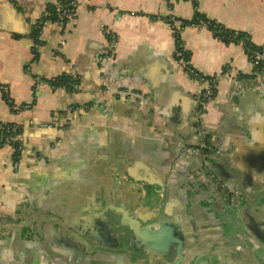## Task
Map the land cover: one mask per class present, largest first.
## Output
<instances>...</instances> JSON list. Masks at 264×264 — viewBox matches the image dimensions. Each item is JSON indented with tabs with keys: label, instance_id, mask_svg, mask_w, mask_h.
<instances>
[{
	"label": "crops",
	"instance_id": "0c3cea01",
	"mask_svg": "<svg viewBox=\"0 0 264 264\" xmlns=\"http://www.w3.org/2000/svg\"><path fill=\"white\" fill-rule=\"evenodd\" d=\"M75 1L38 45L58 0H0V85L17 108L0 94V123L22 127L18 156L0 147V264H175L176 235L182 264H264V73L205 27L179 34L188 66L215 82L201 129L223 151L211 165L242 193L238 212L218 208L223 193L180 155L210 83L189 76L167 23L190 20L194 2L264 49V0ZM62 76L73 90L45 82ZM157 224L170 253L120 246V232Z\"/></svg>",
	"mask_w": 264,
	"mask_h": 264
},
{
	"label": "trees",
	"instance_id": "16d2710c",
	"mask_svg": "<svg viewBox=\"0 0 264 264\" xmlns=\"http://www.w3.org/2000/svg\"><path fill=\"white\" fill-rule=\"evenodd\" d=\"M69 1L70 0H58V4H60V6H58V4L47 6L46 11H45V16L43 17V19L38 24H36V26L33 29L32 35H31L33 41L36 44L39 45L38 39H39L40 32H41L44 24L46 22L55 23L59 18V14L63 10L68 9L67 3ZM193 4L195 7V12H194L193 17L190 20L173 19L176 23L179 24L178 27L180 30L179 32H176L177 34L173 33L175 36L177 47H178V45H182L179 34L184 28H187V27H205L213 33V36L215 38H217L218 40H220L221 42H223L226 45L237 44L239 39L248 37V35L245 33H241V32H237V31L227 29L224 26L218 24L217 22L208 19L205 15L200 14L197 11L196 3L193 2ZM167 23L171 24L172 21L170 19H167ZM236 35H237V37L235 38ZM245 45H246V48L249 49L250 51H255V50L261 49L259 47L254 46L251 42L250 43L245 42ZM180 51H182L184 59L188 60L189 59L188 53H184V51L182 49H180ZM37 59H38V53L35 51L33 60L36 61ZM45 82L48 85H50L52 88H55V89L56 88H65L67 90H73L74 85L76 83V79H73L70 76H62V77H58L56 79H53L50 81H45ZM0 94L2 95L4 100L9 105L11 111L16 112L17 109L14 108L15 106H14L13 102L11 100L9 101V98L7 96H5L3 93H0ZM3 124L5 126V129L9 130L8 136L15 138L7 146L13 147L14 151H15V155L18 156L20 153V151H18V148L21 147V145H22L21 140H20V137L22 135V127L19 126V128L17 129V128H15V124H6V123H3ZM2 146H6V145H5V142L2 139H0V147H2Z\"/></svg>",
	"mask_w": 264,
	"mask_h": 264
},
{
	"label": "built area",
	"instance_id": "2783aa9c",
	"mask_svg": "<svg viewBox=\"0 0 264 264\" xmlns=\"http://www.w3.org/2000/svg\"><path fill=\"white\" fill-rule=\"evenodd\" d=\"M58 6H60V4H58ZM67 8L66 10H63L60 14H59V18L58 20L55 22L59 27L64 26L65 24L69 23L70 21L74 20L76 17V9H77V2L75 0H70L67 3ZM170 20L172 21L171 24H169V26L171 27V30L174 34H177L176 32H179V27L176 26V22L170 18ZM237 37V35L235 36V38ZM245 40V41H244ZM246 43H250V39L248 37L239 39V41L237 42V45H241L242 48L244 49L245 53L247 54V56L250 59L251 65L253 67V69L256 70L257 73H264V49H260V50H255V51H250L249 49L246 48ZM61 46L64 45V42L61 41ZM178 51H176L177 55L179 56L178 59H180L181 61H184L185 65H186V70L189 74V76L195 80H198L199 82L203 83V82H208L210 83V87L205 90V91H200L199 95H198V108H197V113L195 115V131H197V133H199L198 135H201V129H202V122H203V117L205 115V111H206V105L207 103L213 98L214 96V92H215V82H213L211 79H207L205 77H203L202 75H200L197 71H195L194 69L190 68L188 66V62L187 60L184 59L183 57V53L182 51H180L179 48H181V45H178ZM0 93H3L5 96H7L9 98L8 95V89L6 86L0 85ZM11 99L9 98V101ZM16 108V107H14ZM17 109V108H16ZM20 125H15V128H19ZM9 130L5 129V126L3 123H0V139H2L5 142V145H9V143L11 141H13L15 138L9 137L8 136ZM209 138V137H206ZM205 138V140H206ZM212 138V137H211ZM214 141V138L211 139L210 145L212 149V142ZM198 145L201 146L204 144L203 138L198 136ZM21 150V147L18 148V151ZM181 150V147H179V151ZM213 151V150H212ZM190 149L185 150L182 148V150L180 151V155H185L187 156L190 153ZM187 154V155H186ZM217 154V152L215 153ZM204 168L207 170V174L209 173L211 178L213 177V175L211 174V172H209L208 167L204 166ZM223 190L221 191H225L224 186L222 185ZM227 193V192H226ZM229 196V203H230V207H236V205L239 202V192H234L233 194H228Z\"/></svg>",
	"mask_w": 264,
	"mask_h": 264
},
{
	"label": "water",
	"instance_id": "95a60500",
	"mask_svg": "<svg viewBox=\"0 0 264 264\" xmlns=\"http://www.w3.org/2000/svg\"><path fill=\"white\" fill-rule=\"evenodd\" d=\"M212 152L211 154H213L214 158L216 159L217 162H219L221 160V158L223 157V151H221L219 149L218 146V142H216L215 140L212 142ZM217 152V154L215 155V153ZM214 162L212 160H210L207 163H204L203 166L208 167L209 172H211V174L213 175L212 180L217 181L216 184V191H219L221 193H225L227 192L229 195L233 194L234 192H239V190H233L229 185L220 177L219 173L212 167L211 163ZM222 185L224 186L225 191H221L223 189ZM213 188V186H211ZM242 197V193L239 192V202L236 205V207H230V210L232 211H239V207H240V203H241V198ZM164 223V221L162 222ZM159 224V223H158ZM157 225H150L149 227H147L146 229H141V228H137L135 226L134 229H131V235L130 236L128 233L126 232H120V246H124V243H127V245L129 247H133V249L135 250V253L139 254V247H144L146 249H151L155 254L157 253H163L165 255V253H170L168 250L171 241L167 240L165 241V229H164V225H160L161 226V230L160 232H155L153 229L158 226ZM170 229H174L173 227H170ZM139 232H141L139 234ZM144 241V242H143ZM172 242L176 244V256H177V260L175 262V264H182L183 263V253L184 252V242L182 239H180V237L178 235H176V237H174V239H172ZM191 250V249H189ZM192 252V251H191ZM190 255V254H189ZM185 263H188V261H185Z\"/></svg>",
	"mask_w": 264,
	"mask_h": 264
},
{
	"label": "flooded vegetation",
	"instance_id": "af4514ba",
	"mask_svg": "<svg viewBox=\"0 0 264 264\" xmlns=\"http://www.w3.org/2000/svg\"><path fill=\"white\" fill-rule=\"evenodd\" d=\"M197 108H198V103H197ZM196 113H197V109H196ZM195 134L197 137L199 136L202 138L201 135H198L199 133H197V131H195ZM211 139H212L211 137L206 138V140L205 138H203V141H204L203 145L199 146L197 142L194 147H190V151H191L190 158H192L193 162L196 161L195 172H196V175L200 178L201 183L204 184L205 186L207 185L206 187H208V190L210 189V190L216 191L215 187H216L217 181L212 180L210 174L209 173L207 174V170L203 166L204 163H207L210 160L212 161L216 160L213 154H211L212 152V149H210ZM211 186H213V188ZM215 193L218 195H215L214 198H219L221 200L220 204H215V206L219 208L220 206L225 205V207L230 209L228 193L225 192L221 194L222 196H220L218 192H215Z\"/></svg>",
	"mask_w": 264,
	"mask_h": 264
}]
</instances>
